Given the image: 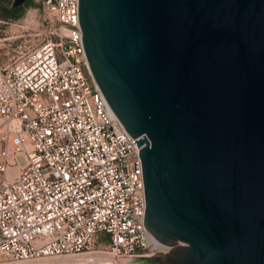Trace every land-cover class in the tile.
Instances as JSON below:
<instances>
[{
  "label": "water",
  "instance_id": "water-1",
  "mask_svg": "<svg viewBox=\"0 0 264 264\" xmlns=\"http://www.w3.org/2000/svg\"><path fill=\"white\" fill-rule=\"evenodd\" d=\"M78 20L168 247L132 258L264 264V0H78Z\"/></svg>",
  "mask_w": 264,
  "mask_h": 264
},
{
  "label": "built area",
  "instance_id": "built-area-1",
  "mask_svg": "<svg viewBox=\"0 0 264 264\" xmlns=\"http://www.w3.org/2000/svg\"><path fill=\"white\" fill-rule=\"evenodd\" d=\"M49 35L0 62V260L90 251L146 264L139 146L93 80L78 0H47ZM103 235V236H101Z\"/></svg>",
  "mask_w": 264,
  "mask_h": 264
},
{
  "label": "rangeland",
  "instance_id": "rangeland-1",
  "mask_svg": "<svg viewBox=\"0 0 264 264\" xmlns=\"http://www.w3.org/2000/svg\"><path fill=\"white\" fill-rule=\"evenodd\" d=\"M11 1L0 0V62L2 63L16 56L20 50L46 39L49 35L46 21L44 20L47 0H30L29 4L25 5L23 12L16 18L2 15V10ZM86 253L98 259L115 256L111 254L103 242H97L92 250L77 255ZM54 258L55 256H39L30 258L27 262L49 264L55 261ZM105 260L108 262L110 259ZM105 260L104 262L106 264ZM0 264L20 263L11 259L2 258Z\"/></svg>",
  "mask_w": 264,
  "mask_h": 264
},
{
  "label": "bare ground",
  "instance_id": "bare-ground-1",
  "mask_svg": "<svg viewBox=\"0 0 264 264\" xmlns=\"http://www.w3.org/2000/svg\"><path fill=\"white\" fill-rule=\"evenodd\" d=\"M84 253V252H82ZM80 253H76V254H64V255H52L55 256L54 260L52 263L49 264H93V263H97V264H105L104 260L105 259H110L108 262L106 261V264H111L112 262H114V260H116V256H111V257H105V258H94L93 255H88L86 254H82V255H77ZM45 258V257H44ZM27 260L29 259H23V260H19L16 262H19L20 264H41L40 262H27ZM57 260V261H56Z\"/></svg>",
  "mask_w": 264,
  "mask_h": 264
},
{
  "label": "trees",
  "instance_id": "trees-1",
  "mask_svg": "<svg viewBox=\"0 0 264 264\" xmlns=\"http://www.w3.org/2000/svg\"><path fill=\"white\" fill-rule=\"evenodd\" d=\"M30 0H27V2L24 5H13V0L2 10V15L10 18H16L18 17L24 10L25 5L29 4ZM103 236V235H101Z\"/></svg>",
  "mask_w": 264,
  "mask_h": 264
},
{
  "label": "flooded vegetation",
  "instance_id": "flooded-vegetation-1",
  "mask_svg": "<svg viewBox=\"0 0 264 264\" xmlns=\"http://www.w3.org/2000/svg\"><path fill=\"white\" fill-rule=\"evenodd\" d=\"M27 2V0H21L18 5H24Z\"/></svg>",
  "mask_w": 264,
  "mask_h": 264
}]
</instances>
